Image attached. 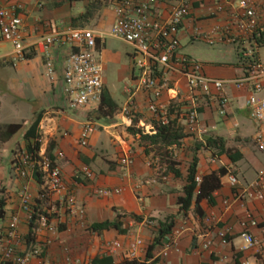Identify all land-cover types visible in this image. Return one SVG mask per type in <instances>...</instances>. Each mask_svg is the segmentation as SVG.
I'll use <instances>...</instances> for the list:
<instances>
[{"label":"crops","instance_id":"1","mask_svg":"<svg viewBox=\"0 0 264 264\" xmlns=\"http://www.w3.org/2000/svg\"><path fill=\"white\" fill-rule=\"evenodd\" d=\"M93 1L99 4V9L81 26L82 21L78 17ZM116 1L0 0V6L14 7V12L24 22V42L32 45L44 35L70 27L107 31L114 20ZM168 1L161 0L159 4L163 15H166ZM216 1L221 0H190L189 13L178 33L179 52L199 61L206 75L230 81L242 74L237 44L219 40L208 44L197 35L217 30L227 22L226 11L210 13L209 9ZM108 39L127 43L106 37L97 45L103 64V87L118 104L110 121L96 120L95 106L74 110L65 107L61 91L65 47L54 45L50 48L48 59L52 63V71L49 72L45 64L47 58L38 51H30V56L24 60H5L3 56L9 53L11 45L0 39V199L3 202L0 237L10 217L17 213L18 250L29 247L41 249L40 254L32 255L27 264H128L129 243L135 238H139L142 245L134 259L143 264H238L244 258L257 261L260 255L258 247L246 246L243 242L239 220L250 214L258 221L257 226L249 230L264 250L263 202L237 196L240 188L264 169V153L253 143L255 124L246 105L249 88H238L231 82L225 85L222 94L228 98V105L224 114L219 113V95L215 92L210 97L200 95L197 110L205 131L199 135L188 132L185 121L176 114L178 110L170 113L171 117L177 116L186 134L178 145L167 148L168 155L176 162L174 167L180 171V176H175L153 147L142 144L138 134L127 130L135 119V127L154 133L152 121L156 116L147 108L150 93L143 90L134 92L133 110L129 113L125 110L129 98L126 87L135 84L130 61L118 69L120 78L127 79L121 91L123 100L118 102L108 89L104 72L121 58L120 50L107 45ZM258 47L259 44L257 56L264 61ZM127 53L130 56V51ZM159 101L174 105L181 101L188 103L184 79L172 74ZM36 118L35 134L39 136L41 147L60 166L64 181L73 188L77 202L85 209L83 224L74 214L61 208L54 197L41 201L38 196L40 182L34 177L22 179L11 168L14 155L33 141V136H28L27 132ZM87 122L92 123L94 129L87 143L81 145L78 142L80 130ZM11 123L21 126L8 134L6 127ZM206 137H221L224 147L241 153V157L232 161L217 147L206 145ZM123 155L131 158L127 166L120 164ZM194 156L197 158V176L219 167H225L227 172L221 177L220 187L213 192L212 201L202 199L199 211L192 203L183 212L176 199ZM84 169L91 172L90 176L84 174ZM228 174L236 176L237 185L228 182ZM24 184L37 200L32 242H27L31 220L19 207L18 191ZM101 188L112 192L107 195L96 193ZM37 214H47L54 229L39 226ZM167 216L174 220L171 231L148 251L157 233L158 222ZM115 219L121 222L123 232L116 228L101 231L90 228L95 222ZM220 231L226 232L225 244L220 241ZM170 235L176 237L177 247L164 249ZM205 239L211 241L206 250L201 248ZM113 240L118 241L121 247L107 253L105 243ZM106 256L109 259L104 258ZM94 257L96 260L92 262Z\"/></svg>","mask_w":264,"mask_h":264},{"label":"built area","instance_id":"2","mask_svg":"<svg viewBox=\"0 0 264 264\" xmlns=\"http://www.w3.org/2000/svg\"><path fill=\"white\" fill-rule=\"evenodd\" d=\"M160 3L161 0H117L114 5V20L107 31H97L88 27H70L44 35L32 45H26L24 42V22L21 16L14 12V7L0 6V39L11 45L9 53L3 58L20 61L26 59V54L30 51H38L47 58L45 64L51 72L52 63L48 59L50 48L54 45L65 47L61 79L65 107L71 110L88 105L96 107L103 90V64L97 53V45L106 37L120 39L132 48V77L135 84L126 87L129 92L125 104L127 113L134 108V92L147 91L150 93L147 108L160 119L161 123H166L169 104L160 102L159 99L163 88L168 86L171 75L175 74L184 79L188 92V103L183 105L185 109L180 115H184L188 132L199 135L205 129L198 117V97L200 95L210 97L215 92L219 95V113L224 114L228 98L222 94V91L225 85L231 82L235 87L249 88L246 105L255 124L253 143L264 153V94H262L264 62L258 58L256 50L259 40L264 39V0L216 1L209 9L210 13L226 11L227 22L217 30L197 33L208 44H213L216 40L237 44L242 74L230 81L206 75L199 61L179 52L178 33L189 13L190 0H169L166 15L162 14ZM245 42L250 43L252 47L246 46ZM93 129L92 123L87 122L83 125L78 138L79 144L87 143ZM119 161L121 165L127 166L131 163V158L129 155H123ZM11 168L16 175L25 180L35 178V174H38L40 200L48 201L54 197L61 208L74 214L81 224L84 223L83 205L77 202L73 188L63 179L60 166L45 154L41 144L35 152L24 149L15 154L11 160ZM84 174L90 176L91 172L84 169ZM227 179L233 186L238 184V179L232 174H228ZM196 181H200V176H196ZM111 192V189L96 190V193L103 195ZM18 196L20 209L27 214L29 221L32 220L35 217L34 207L37 200H34L27 184L22 185ZM237 196L261 200L264 210V169L259 171L253 180L242 186ZM36 218L39 226L47 230L54 229L47 214H37ZM18 221V214L12 215L0 237V264H27L32 255L41 252L40 248L35 247L18 250L20 242L17 231ZM257 224L258 221L250 214L239 220L243 242L246 246L258 247L260 255L257 261L244 258L238 264H264V250L261 249L259 240L249 230ZM218 235L223 244L227 243L225 231L218 232ZM210 244L211 241L205 239L201 243V248L206 250ZM141 245L142 241L139 238L133 239L129 243L126 257L130 260L134 259ZM120 247L121 244L115 240L105 243L107 253H112ZM171 247H177V240L170 235L164 249Z\"/></svg>","mask_w":264,"mask_h":264},{"label":"trees","instance_id":"3","mask_svg":"<svg viewBox=\"0 0 264 264\" xmlns=\"http://www.w3.org/2000/svg\"><path fill=\"white\" fill-rule=\"evenodd\" d=\"M99 9V4L95 1L91 2L86 8L85 12L79 15V20H81V26H84L88 19L92 18L97 10ZM259 45L264 44V39H260L258 42ZM30 54L27 53L26 57H29ZM184 102L181 101L180 104L175 105L169 104V114L166 123H161L160 119L156 116V119L152 121V125L155 128L154 133H147L141 127H135V119H132V124L128 126L127 130L132 134H138L140 142L144 145H150L155 149V151L161 156L160 158L165 159L167 168H169L175 176H180V171L178 168L174 167L176 164L170 156L168 155L167 148L172 145H178L181 139L186 135L183 132V126L177 121L176 117H171L170 113H174L175 110H178L176 114L180 115L184 111ZM118 109L117 102L112 98L109 91L103 87L101 98L94 109V118L96 120H105L110 121L113 115ZM184 120V115L180 116ZM185 121V120H184ZM38 123V118L34 120L29 131L27 132L28 136H33V141L29 142L26 149L29 152H35L40 146V140L38 135L35 134V129ZM20 124L11 123L8 124L6 130L8 134L14 133ZM205 144L211 147H217L220 152H224L227 156L235 161L241 157V153L232 152L230 148H226L223 145V139L221 137H206ZM47 156L53 160V157L47 153ZM166 157V158H165ZM225 167H219L218 169L211 170L210 172L204 173L200 177V181H196L197 176V158L194 156L190 162L187 174L185 178V184L182 187L181 193L177 196V204L181 211L186 212L192 203L195 204L196 211H199V203L202 199H207L209 202L212 201L213 192L217 190L221 185V177L226 174ZM35 178L40 181L38 174H35ZM2 205L3 202L0 199V216L2 215ZM30 221V230L27 234V242H32V221ZM174 225V220L172 216H167L164 220L158 222L157 233L154 236V239L151 244L148 246V251H150L155 244H158L163 236L168 234ZM91 230L101 231L110 228H116L119 231L123 232L124 229L121 227V222L117 219L115 220H105L101 222H95L90 225ZM104 258L109 259V256ZM96 260V257L92 259V262ZM128 264H143L131 259L128 261Z\"/></svg>","mask_w":264,"mask_h":264},{"label":"rangeland","instance_id":"4","mask_svg":"<svg viewBox=\"0 0 264 264\" xmlns=\"http://www.w3.org/2000/svg\"><path fill=\"white\" fill-rule=\"evenodd\" d=\"M107 45L121 51V58H120L119 62L115 63L113 66H111L108 70H106L104 72L108 89L112 93L113 97L118 102H121L123 100L122 93H121L122 86H123L124 82L127 81V79L120 78V76H119L120 73H119L118 69H120V65L129 64V61L132 63V55H131L132 48L123 42H120L117 40L113 41L111 39L107 40ZM246 46L252 47V45H250V43H246ZM258 49H260V51H262L261 56L264 58V44L259 45ZM129 51H130V56L127 53ZM261 61L264 62L263 60H261Z\"/></svg>","mask_w":264,"mask_h":264}]
</instances>
